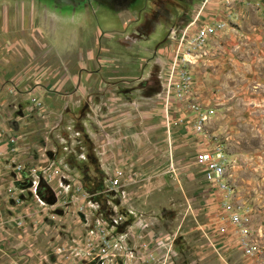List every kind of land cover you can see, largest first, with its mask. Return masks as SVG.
Listing matches in <instances>:
<instances>
[{
	"label": "rangeland",
	"instance_id": "obj_1",
	"mask_svg": "<svg viewBox=\"0 0 264 264\" xmlns=\"http://www.w3.org/2000/svg\"><path fill=\"white\" fill-rule=\"evenodd\" d=\"M131 1L0 0V264H165L168 251L174 264H227L209 241L217 201L195 163L198 141L177 128L169 141L151 130L160 121L93 132L84 101L62 106L78 76L107 81L122 62L139 75L153 61L141 83L158 107L173 36L224 17L220 0ZM226 29L195 71L215 106L209 132L230 154L234 199L264 240V32L258 44L233 35L240 47L228 52ZM140 137L147 146L128 145Z\"/></svg>",
	"mask_w": 264,
	"mask_h": 264
},
{
	"label": "built area",
	"instance_id": "obj_2",
	"mask_svg": "<svg viewBox=\"0 0 264 264\" xmlns=\"http://www.w3.org/2000/svg\"><path fill=\"white\" fill-rule=\"evenodd\" d=\"M212 1L214 0L202 2L206 4ZM220 1L223 3L224 17L218 21H208L200 27L186 26L173 36L175 48L169 52L159 96L163 103L164 125L169 141L172 140L174 128L198 141L195 163L209 186L207 191L217 201L215 215L209 222L210 236L213 238H209L211 245L216 248L220 244L221 251L223 246L233 244L243 256L253 258L256 264H264L262 227L253 229L250 208L234 199L237 192L229 179L230 154L224 144L216 141L209 132L215 106L203 98L201 83L195 71L199 64H205L210 58L213 36L239 19V8L249 4L260 6L264 0ZM202 12L200 9L196 13L190 25L199 20ZM149 243L150 241H145L142 246L150 252ZM160 244L163 245L154 241V245L161 247ZM220 251L218 250L219 254ZM171 253L172 251L165 253V264H174L175 256ZM148 258L155 259V256L150 252Z\"/></svg>",
	"mask_w": 264,
	"mask_h": 264
},
{
	"label": "crops",
	"instance_id": "obj_3",
	"mask_svg": "<svg viewBox=\"0 0 264 264\" xmlns=\"http://www.w3.org/2000/svg\"><path fill=\"white\" fill-rule=\"evenodd\" d=\"M97 2L112 8L113 6L109 5L108 2H120V0H98ZM131 2L132 1L130 0L129 5H131ZM239 13L240 19L232 22L236 23L237 26H233L232 24L228 26L226 31H224V43L228 52L230 50V46L237 44L232 41L233 35H235V37L238 35H248L249 37L251 34L254 37L255 43L258 44L260 43L258 42L260 41L259 36L262 34V32H264L262 30L264 26H261V21L264 19L263 3L260 6H255L254 4L242 5L239 8ZM133 14L135 13H132L131 11L124 14L122 16V18L125 19V21L123 20V23L132 19L133 17L131 18L130 16H133ZM249 18L251 19L252 23H250V21H246ZM262 25L264 24L262 23ZM233 29H236L235 33L232 32ZM104 32L105 31L98 29V31L95 33V36L97 34L103 35ZM151 34L144 40H148ZM238 45L239 44L236 46ZM243 46L244 41H242V47ZM85 49L88 48L84 46L82 50ZM160 51L162 54L165 53V50L162 47H160ZM102 60H104V62L106 61L105 59ZM153 64V61H149V63L148 61H145V63H142L138 68L140 72L138 75L136 73L133 74L130 70H126L125 68L128 65L122 62V64H119L118 69L115 70L114 76H111L112 79L107 81L100 77L97 78L94 76L95 74L78 76L76 78V90L70 94L67 93L68 96L63 94L64 96L62 106L72 108V105H77L79 107L84 101L85 106L88 108L90 114V116L86 118V126H88V124L92 125L91 129L93 132L95 129L98 130L97 126L103 131H125L132 129L149 131L148 124L151 122L154 124L155 121H160V124H156L157 126L151 128V130H162L167 132V129L164 125L163 103L161 99L157 98V101L159 102V106L157 107V102L152 101L151 99L149 100V92H146V89H143V85L141 83L142 81H147ZM84 66H87V64H84ZM102 67H105V65ZM121 68H124L126 71ZM182 135L185 136V134ZM91 137H93L95 140L98 139L99 141H97L99 145H110V143H106V140L103 141L104 138H97L96 134L94 136L92 135ZM146 138L147 137H140V139H136L135 144H133L128 138V145L131 146L132 144V146H147L148 140ZM101 141L103 142L101 143ZM3 235L6 237L5 234ZM6 239L9 241V243L13 242L11 238L9 239L7 237ZM262 242H264V240H262ZM219 255L222 260H227V264H256L253 258L243 256V254L233 244H230L227 247L223 246Z\"/></svg>",
	"mask_w": 264,
	"mask_h": 264
},
{
	"label": "flooded vegetation",
	"instance_id": "obj_4",
	"mask_svg": "<svg viewBox=\"0 0 264 264\" xmlns=\"http://www.w3.org/2000/svg\"><path fill=\"white\" fill-rule=\"evenodd\" d=\"M64 3H82V2H89L90 4L93 3L95 0H61ZM98 1V0H96Z\"/></svg>",
	"mask_w": 264,
	"mask_h": 264
}]
</instances>
